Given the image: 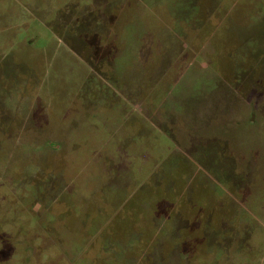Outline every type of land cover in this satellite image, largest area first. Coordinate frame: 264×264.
Masks as SVG:
<instances>
[{
  "label": "rangeland",
  "instance_id": "obj_1",
  "mask_svg": "<svg viewBox=\"0 0 264 264\" xmlns=\"http://www.w3.org/2000/svg\"><path fill=\"white\" fill-rule=\"evenodd\" d=\"M0 264H264V0H0Z\"/></svg>",
  "mask_w": 264,
  "mask_h": 264
}]
</instances>
